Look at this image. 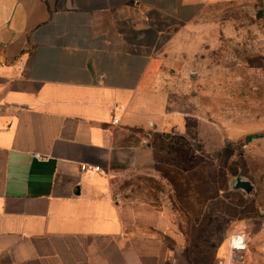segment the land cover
Returning <instances> with one entry per match:
<instances>
[{
  "label": "crops",
  "instance_id": "1",
  "mask_svg": "<svg viewBox=\"0 0 264 264\" xmlns=\"http://www.w3.org/2000/svg\"><path fill=\"white\" fill-rule=\"evenodd\" d=\"M223 1L0 0V264H193L169 213L115 200L108 176L152 170L147 137L185 131L165 54ZM231 230L215 264H264L233 248L259 221Z\"/></svg>",
  "mask_w": 264,
  "mask_h": 264
},
{
  "label": "rangeland",
  "instance_id": "2",
  "mask_svg": "<svg viewBox=\"0 0 264 264\" xmlns=\"http://www.w3.org/2000/svg\"><path fill=\"white\" fill-rule=\"evenodd\" d=\"M167 50L172 74L189 84L174 107L185 131L147 137L154 168L113 169L107 192L167 211L184 258L215 264L229 226L257 220L264 229V0L209 5ZM238 178L253 191H234ZM251 239L246 259L264 258V235Z\"/></svg>",
  "mask_w": 264,
  "mask_h": 264
},
{
  "label": "built area",
  "instance_id": "3",
  "mask_svg": "<svg viewBox=\"0 0 264 264\" xmlns=\"http://www.w3.org/2000/svg\"><path fill=\"white\" fill-rule=\"evenodd\" d=\"M114 122L118 123V120L115 119ZM34 158L37 159V160H41V161L45 160V158L42 157L39 154H35ZM81 171L82 172H86V173H91V174H97V173L101 172V168L98 167V166H92V165H82L81 166ZM246 245H247V242H246V240L243 237H236V239L234 241V244H233V248H234L235 251L238 252V251L245 250L246 249Z\"/></svg>",
  "mask_w": 264,
  "mask_h": 264
},
{
  "label": "water",
  "instance_id": "4",
  "mask_svg": "<svg viewBox=\"0 0 264 264\" xmlns=\"http://www.w3.org/2000/svg\"><path fill=\"white\" fill-rule=\"evenodd\" d=\"M232 189L234 191L242 190V191H245L247 194H249L253 191V186L251 185L249 181L238 178L233 183Z\"/></svg>",
  "mask_w": 264,
  "mask_h": 264
}]
</instances>
